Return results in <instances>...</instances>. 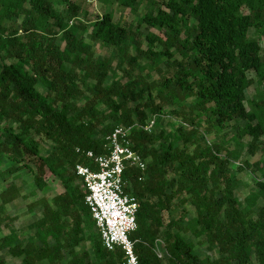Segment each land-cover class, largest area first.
I'll list each match as a JSON object with an SVG mask.
<instances>
[{"label": "trees", "instance_id": "trees-1", "mask_svg": "<svg viewBox=\"0 0 264 264\" xmlns=\"http://www.w3.org/2000/svg\"><path fill=\"white\" fill-rule=\"evenodd\" d=\"M57 2L61 9L54 0H0V164L10 163L0 176L26 170L42 192L49 173L63 187L34 202L41 216L29 224L32 233L1 234L0 216V252L19 264H126L120 248L102 245L74 172L92 165L76 147L104 154L105 137L123 125L132 126L133 149L146 161L144 171L127 167L122 175L138 202L129 238L139 264H264V180L257 178L264 160L236 166L256 186L239 199L231 165L241 159L223 143L241 145L246 136L254 155L264 138V0H104L131 11L145 5L127 26L111 12L86 22L78 3ZM93 44L110 54L95 56ZM167 114L180 122L173 131L161 126ZM151 117L148 132L142 127ZM18 196L14 183L0 191V215ZM188 234L216 257L197 255Z\"/></svg>", "mask_w": 264, "mask_h": 264}, {"label": "rangeland", "instance_id": "rangeland-1", "mask_svg": "<svg viewBox=\"0 0 264 264\" xmlns=\"http://www.w3.org/2000/svg\"><path fill=\"white\" fill-rule=\"evenodd\" d=\"M58 0H54V3L57 5L59 9L62 8V5H60ZM76 3H78L81 7V14L80 18L83 19L86 22H93L97 16H100L101 14L105 12H111L113 15V19L115 21H119L123 25H133L137 21V19L144 13V4L136 6V9L131 11L129 8L120 7L117 3H114L112 5H106L104 3V0H73ZM159 2H162L164 0H158ZM84 14V15H83ZM18 23V22H17ZM142 32L145 33L146 29L144 27L141 28ZM91 31V27L88 26L87 30V36L86 39H89V33ZM153 33H160L157 29H150ZM249 36H253V30H249ZM261 44L264 46V41H261ZM142 47H146V42H142ZM93 51L95 56H107L110 54V49L106 47H101L98 44H93ZM248 76L255 80V76L253 72H248ZM256 82H254L247 90H246V99L250 100L256 91ZM41 91H43L42 88L39 87ZM246 107L249 106V103H245ZM179 124L180 122L178 119L172 115H164L161 117V126L165 130L173 131L174 127L173 124ZM171 124V125H170ZM234 123L231 122L229 127L225 130L227 132L225 139H228L233 133L234 129H232V125ZM239 124L242 125L243 122L239 121ZM208 142H212L215 140L214 136L212 134L206 136ZM262 142L259 144L258 150L254 155H250L247 152V143L248 138L245 136L241 139V145H235L232 141L228 140V142L225 140L223 141L224 144L229 149H235L237 151L236 153L240 157L241 160L233 161L231 165L232 173L235 176V178L238 180L237 188L234 190V194L239 198L242 199L245 195H247L250 191H253L256 189L255 186V177L248 171L244 170L242 172H239L236 170V166H238L239 162H242V160H248L250 163H253L257 160H264V138L261 140ZM47 144H43V148L46 147ZM44 153V151H43ZM10 163L5 161L0 164V171L5 170V168ZM257 178L264 180V177L261 175V172L257 173ZM47 182L48 185L44 189V191H39L36 186L34 185L32 181V177L30 173H28L26 170L20 171L16 176L13 175H3L0 176V191L5 188L7 184L14 183L19 188V196L12 201L11 203L5 205L4 209L1 212V215L3 217V224L1 227V234H7L10 231H14L18 233L19 235L23 234H29L33 231L29 229V224L36 221L41 216V206L38 204H34L36 200H38L41 196L46 197L49 201L50 199L60 192L63 191V187L60 183V181L47 173ZM79 182L78 180L76 181ZM186 207L190 210V215L193 214V210L189 205H186ZM178 211H173L171 214L165 213V220H168V217L176 218L178 217ZM188 219V218H186ZM185 237L188 240H192L194 243V251L197 253V255L205 257L210 256L211 258H215L216 255L212 252L207 250L205 245L198 244L196 242V239L194 237L188 235H185ZM87 251L90 253V243L87 241L85 243ZM0 255L2 259L6 261V264H19L20 260L17 258H12L9 254L6 253V251H1Z\"/></svg>", "mask_w": 264, "mask_h": 264}, {"label": "built area", "instance_id": "built-area-1", "mask_svg": "<svg viewBox=\"0 0 264 264\" xmlns=\"http://www.w3.org/2000/svg\"><path fill=\"white\" fill-rule=\"evenodd\" d=\"M153 123L154 117H151L142 128L151 132ZM131 130L132 126H115L105 137L104 154L95 155L91 150L76 147L75 151L84 155L92 165L76 164L74 172L85 188L84 203L94 219L102 245L107 250L120 248L126 264H139L134 242L129 238L137 227L138 202L125 190L122 175L127 167L144 171L146 161L133 149ZM161 244L162 240L157 239L155 252L159 258L165 253Z\"/></svg>", "mask_w": 264, "mask_h": 264}, {"label": "crops", "instance_id": "crops-1", "mask_svg": "<svg viewBox=\"0 0 264 264\" xmlns=\"http://www.w3.org/2000/svg\"><path fill=\"white\" fill-rule=\"evenodd\" d=\"M4 251V250H3ZM1 256V255H0ZM12 257V256H11ZM2 258V257H1ZM12 258H14V257H12ZM18 259V258H17ZM3 260H4V258H3ZM5 261V260H4ZM5 264H6V261H5Z\"/></svg>", "mask_w": 264, "mask_h": 264}]
</instances>
